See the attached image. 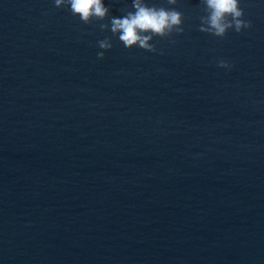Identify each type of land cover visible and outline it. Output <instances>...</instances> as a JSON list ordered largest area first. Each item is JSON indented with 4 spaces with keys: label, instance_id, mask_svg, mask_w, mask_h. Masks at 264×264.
<instances>
[{
    "label": "water",
    "instance_id": "water-1",
    "mask_svg": "<svg viewBox=\"0 0 264 264\" xmlns=\"http://www.w3.org/2000/svg\"><path fill=\"white\" fill-rule=\"evenodd\" d=\"M105 2L0 0V264H264V0L223 36L155 0L184 31L154 51Z\"/></svg>",
    "mask_w": 264,
    "mask_h": 264
},
{
    "label": "clouds",
    "instance_id": "clouds-1",
    "mask_svg": "<svg viewBox=\"0 0 264 264\" xmlns=\"http://www.w3.org/2000/svg\"><path fill=\"white\" fill-rule=\"evenodd\" d=\"M177 0H168L175 5ZM57 7H66L74 16L87 23L93 17L103 19L109 15L110 7L105 0H54ZM204 14L200 17L201 31L215 36H223L228 29L240 32L251 26L245 18L241 0H203ZM184 13L178 7H169L155 0H130V7H125L122 14L111 15L109 23L101 24L123 43L125 48L136 45L139 48L155 50L149 41L154 35L165 36L173 31L183 32ZM101 49L112 47L111 38L104 37L97 41ZM104 51L97 56L103 57ZM222 65L227 61L221 60Z\"/></svg>",
    "mask_w": 264,
    "mask_h": 264
}]
</instances>
